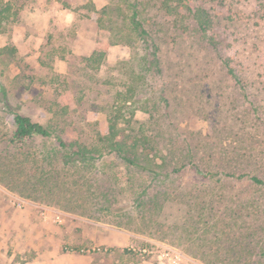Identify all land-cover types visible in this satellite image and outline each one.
I'll list each match as a JSON object with an SVG mask.
<instances>
[{"label": "rangeland", "instance_id": "1", "mask_svg": "<svg viewBox=\"0 0 264 264\" xmlns=\"http://www.w3.org/2000/svg\"><path fill=\"white\" fill-rule=\"evenodd\" d=\"M2 1L0 139L18 109L100 153L72 172L59 158L39 160L53 139L24 143L22 172L0 170V264H166L167 253L264 264V183L240 176L264 180L260 2L194 0L227 40L218 53L180 0ZM135 5L159 45L160 71L144 62ZM220 56L235 62L239 80ZM112 124L130 141L147 135L138 155L170 157L165 181L109 151L102 132ZM99 185L116 196L99 198ZM140 190L159 199L142 206Z\"/></svg>", "mask_w": 264, "mask_h": 264}, {"label": "trees", "instance_id": "2", "mask_svg": "<svg viewBox=\"0 0 264 264\" xmlns=\"http://www.w3.org/2000/svg\"><path fill=\"white\" fill-rule=\"evenodd\" d=\"M182 5L188 9L191 13H193L194 20L198 25L199 31L204 34L207 38L210 46L221 53V49L225 47L227 43L226 38H223L222 34H218L213 29V19L212 15L203 7H198L194 0H180ZM260 2L259 12L264 16V0H258ZM0 0V21L3 19V15L6 10H9V3H3ZM195 3V4H194ZM196 7V8H195ZM140 12L137 9V5L133 7V14L131 16V24L133 27L134 32L136 35L144 42V51L145 54L143 55L144 62L148 65L149 69H159L160 71V56H159V45L153 38V36L149 33L147 28L144 25L143 20L140 18ZM99 52H94V56ZM102 54V53H101ZM99 55V54H98ZM97 56V55H96ZM222 59V63L225 68H227V73L229 76L239 80L238 74L236 71V64L232 61L231 58L220 56ZM5 94V92H4ZM1 102V100H0ZM6 106L11 107L10 104L5 103ZM13 113V123L15 125L14 129L9 133L8 130L3 133L0 139V148L3 145L4 149L6 150L1 152L0 154V170H8L12 169L13 173L15 172V168H18L19 165L23 166L22 162H19L18 156L23 153L24 143L27 140L34 139V138H43V139H53L55 141L56 146L51 148H44L42 152H44V157L39 158L43 163L49 162L51 163L54 159L59 158L61 159V163L63 167L71 170L77 169H85L89 166H93L94 162L93 159L99 157L97 152L100 153L98 148L91 147L87 144H82L77 142L76 140L71 139L70 134L63 130L62 128H58L57 125H53L51 123H45L41 120L35 119L32 116L19 111L18 109H11L10 111ZM102 141L107 144L109 147V151L115 153L117 156L121 157L130 167L137 168L144 175H150L153 179L152 181H157V184L166 180L168 178V174L170 175L172 172H167L166 174L161 172V169H165L170 164V157L165 156L161 158V161H157L154 158L149 156L150 150L147 149L148 152H143L138 155L139 153V145L148 143L150 144L151 141L148 138H145L147 135L144 136V139H134L132 141L128 140L127 138H122L119 135L116 125H110L109 129L102 132ZM1 135V134H0ZM125 136V135H124ZM143 149V148H141ZM146 151V150H145ZM17 153L18 155L14 154ZM97 155V156H95ZM189 155L191 153L189 152ZM25 159H29V153L25 154ZM39 156L32 157V160L37 162ZM16 159L17 161H15ZM58 160V159H57ZM182 161H185L184 159ZM193 161L188 160L185 161L183 166L187 163H192ZM41 163V162H40ZM39 163V164H40ZM18 165L15 167V165ZM27 166L29 164H26ZM24 165V166H26ZM38 166H32L31 168L36 171ZM192 167H194L197 171H201L199 165L192 163ZM20 168V167H19ZM177 167L170 171H178L176 170ZM17 170V169H16ZM22 172V169L20 170ZM24 172V169H23ZM147 173V174H145ZM88 174V173H87ZM227 174H231L227 172ZM27 175L28 180L32 179L33 172L30 171L25 173ZM53 178L57 174H51ZM241 177H249L252 181L256 183H264V180L257 175H252L247 172H243L240 174ZM75 182H77V178H73ZM42 182L48 184L50 179H44ZM99 190V198L108 197L109 195H115V193H111L110 191L102 190L101 186H96ZM110 188V187H109ZM112 191L113 189L110 188ZM138 200H140V205L146 206L149 202H154L159 198L157 196H150L147 195L144 190H140L137 195ZM146 199V200H145Z\"/></svg>", "mask_w": 264, "mask_h": 264}, {"label": "built area", "instance_id": "3", "mask_svg": "<svg viewBox=\"0 0 264 264\" xmlns=\"http://www.w3.org/2000/svg\"><path fill=\"white\" fill-rule=\"evenodd\" d=\"M168 256V261L166 264H197L193 260L190 259V257H187L186 255L182 253L178 254H166Z\"/></svg>", "mask_w": 264, "mask_h": 264}]
</instances>
